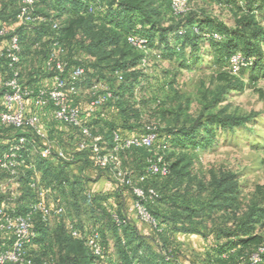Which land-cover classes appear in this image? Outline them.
<instances>
[{"label": "trees", "instance_id": "1", "mask_svg": "<svg viewBox=\"0 0 264 264\" xmlns=\"http://www.w3.org/2000/svg\"><path fill=\"white\" fill-rule=\"evenodd\" d=\"M21 2L22 0H0V24L10 27L12 33L19 37L22 52L18 68L20 83L24 87L37 82L32 79V73H28L29 80L25 82L23 77L27 71L24 69L27 70L26 67L34 65L37 59H41L40 64H45L48 69V59L56 46L65 51L63 54L65 56L61 58L71 69L76 67L85 69V76L78 83L79 89L81 86L91 88L94 82L102 80L121 84L112 94V99L91 116L93 122L87 124L94 135L102 137L105 151L113 150L115 134H119L122 139L141 135L137 132L134 135L129 133L135 131L132 121L139 118V113L131 111L126 102L128 98H132L141 80L142 75L137 68L147 56L139 48L132 46L129 38L143 39L146 51L163 45L167 50L173 47L181 52L189 47L196 52L200 50L201 44L210 41L222 45L228 55L237 51L243 42V52L251 60V72L256 74L264 71L263 32L247 35L241 31H230L218 22L197 14H191L177 23L173 22L166 26L162 13L154 8L155 2L152 0H36L35 13L46 21L32 28L19 26L12 29V26L18 24ZM225 2L229 7L236 4V0ZM241 2L242 4L239 3L241 9L251 15L264 11V0ZM254 2L260 5L254 7ZM251 20H254V17ZM55 23L59 24L57 30L53 28ZM212 33L221 34L224 37L223 41L209 37L208 35ZM1 41L4 39H0ZM84 57L89 59L85 60ZM39 69L42 71V67ZM116 73H118L116 79L107 77L109 74L115 78ZM0 75L6 80L12 76L6 58L0 59ZM46 76L54 77L55 72L50 70ZM220 79L228 81L231 86L229 88H232L233 83L226 75H221ZM236 86L241 88V84ZM3 94L4 88L0 87V97ZM0 110L3 108L0 107ZM251 119L201 115L188 127L166 130L165 136H171L169 143L176 148L181 145H198L203 144L205 138L216 136L214 126L223 130H233ZM73 131L78 135L77 130ZM18 135L13 128L5 127L0 122V151L9 147V144H4L2 140L6 138L12 140ZM156 137L158 142L160 136L157 133ZM31 142L33 145L35 141ZM125 152L138 154L131 158L133 169L128 171L135 180L146 175L148 160L154 157V151L132 149L122 154ZM85 154L82 160L85 166L98 171L94 178L86 176L83 167L80 175H72L69 172L71 163L58 159L60 163L56 167L47 159L36 158L32 161L29 154L27 160L30 168L24 169L21 177L16 180L19 183L16 190L19 197L15 199L18 203L12 208L17 213L24 214L30 204L38 199V192L31 189L30 183L37 180V172L41 173L42 185L39 183V186L53 192L56 204L65 205V215L69 210L81 219L75 225L77 231L80 234L88 233L89 236L94 231L100 234L103 257H96L84 240L72 237L68 224H55L52 227L49 223L51 220L45 223L37 217L33 228L36 236L27 252V259L33 264H184L187 257L174 246L172 238L169 237L176 233L196 235L204 239L213 238L214 245L212 244L202 257L206 264H249L251 257L263 246V237L256 235L254 230L255 224L264 218V208L261 207L264 206V187H257L258 202L244 219L237 220L231 228L214 225L210 229L208 222L213 215L234 208L239 195L238 184L232 183L230 176L215 180L210 198L206 202H201L200 199L207 188L201 185L194 191V187L185 185L187 177L190 176L189 164L183 165L182 158L174 162H171L170 158H164L169 165L170 174L165 178L148 176L147 181L140 185L145 190L152 188L158 193L153 203L148 200L141 202L157 221V228H154L143 223L138 217L139 222L151 228L152 233L144 235L125 212V192L136 202L132 190L118 184L108 170L98 168L91 155ZM102 176L116 185V209H110L105 204L110 196L93 194L88 189L90 183L98 182ZM157 180L171 182L165 191H160L153 185ZM2 182H7L6 174L0 175V204L5 201V199L2 201L5 196L1 191ZM114 215L118 216L119 223L114 221ZM85 217L88 218V226L84 224ZM10 236L11 242L0 245V250L12 244L13 237ZM111 241L114 242V253H111ZM35 246L38 249L34 251L32 249ZM259 264H264V254Z\"/></svg>", "mask_w": 264, "mask_h": 264}, {"label": "rangeland", "instance_id": "2", "mask_svg": "<svg viewBox=\"0 0 264 264\" xmlns=\"http://www.w3.org/2000/svg\"><path fill=\"white\" fill-rule=\"evenodd\" d=\"M152 1L155 2L154 8L162 13L166 26L173 22L177 23L191 14H197L218 22L230 31H241L247 35L258 31L264 33V11L251 15L241 9L242 0H236V4L232 7H229L225 0H188L186 12L182 15L172 12V0ZM259 5L258 2L253 4L254 7ZM252 17L254 20H251ZM172 44H175V40ZM243 46V42L240 43L239 49L230 55L225 53L222 45L210 41L201 44L200 50L196 52L189 47L181 52L173 47L167 50L163 45L151 51H146L144 47L139 48L147 58L137 68L142 77L132 98H128L126 102V106L131 111L139 113V118L132 121L135 131L129 132L130 135H134L135 132L143 135L153 131L160 136L157 147L163 143L169 144L168 150L164 152L156 148L154 156L158 154L163 158H170L171 162L184 159L183 165L189 164L190 173L185 185L194 187V191L201 185L207 188L200 199L201 202H206L210 198L215 180L230 176L232 183L238 184L239 195L234 208L213 215L208 222L210 229L214 225L231 228L237 220L244 219L258 202L257 187H264V71L256 74L251 72V60L243 52ZM262 53L264 59V45H262ZM234 55H240L244 60L245 65L238 71L233 68L231 62ZM84 59L89 58L84 57ZM37 67L36 64L26 67L27 70L24 71L27 72L24 75L27 76ZM117 74L115 78L110 77L109 74L107 77L116 79ZM221 75H226L231 80L232 88H229L231 86L228 81L220 79ZM238 84H241L240 89L236 86ZM120 85L118 82L108 83L102 80L94 82L93 86H99L100 93L108 90L113 94ZM91 88L83 89L80 94L91 100ZM201 115L252 119L233 130H223L214 126L216 136L205 138L203 144L181 145L176 148L169 143L171 136H165L166 130L188 127ZM137 155L133 152H125L121 155L124 171L133 169L131 158ZM170 182V180H157L153 185L158 190L165 191ZM5 184L6 182H2L1 186ZM18 187L19 183L16 181L5 188L2 201L4 199L6 201L7 198L11 208L18 203L15 200L19 197V192L16 191ZM261 207L264 208L262 205ZM84 219V224L88 226V218ZM80 220L74 212L68 210L63 218L51 219L49 223L52 227L55 224L76 225ZM254 233L264 239V218L260 219V223L255 224ZM204 240L205 242L199 238L176 240L177 244L181 245L180 250L187 257L184 263H207L202 257L206 254V250L214 245V240L211 237ZM112 243L114 248V242ZM261 248L264 250V243ZM37 249L35 246L32 250Z\"/></svg>", "mask_w": 264, "mask_h": 264}, {"label": "built area", "instance_id": "3", "mask_svg": "<svg viewBox=\"0 0 264 264\" xmlns=\"http://www.w3.org/2000/svg\"><path fill=\"white\" fill-rule=\"evenodd\" d=\"M188 0H172L171 8L176 15H182L186 12ZM260 1V0H256ZM36 0H22L21 9L18 15V25L25 28L39 26L46 20L35 13ZM92 11V8L90 9ZM54 29H59V24L53 25ZM197 31V30H196ZM217 41H223L224 37L218 33L208 35ZM0 39L7 41L8 45L0 58H6L12 71V76L7 79L2 87L4 88L3 98L5 106L0 110V122L5 127H11L18 132V137L9 142V147L0 151V175H7V182L1 186V191L6 192L7 185L16 182L24 169L30 168L27 156L32 149V140L35 137L42 141H48L46 133L40 130L41 118L39 115H27L25 102L33 99L37 108L47 106L53 109V119L56 122L67 125L78 131V140L76 151L78 153H89L95 165L103 170H108L115 181L130 188L136 197L135 209L139 219L148 225L157 228V221L151 216L147 208L141 203L144 200L153 203L158 197L156 190L149 188L145 190L141 184L147 181L148 176H157L165 178L170 174L169 165L162 156H155L148 160L146 175H142L135 180L133 175L122 168L121 154L124 151L132 149H146L154 151L156 148L157 137L153 131H148L143 135H137L122 139L119 134H115V146L111 151H105L102 146V137L94 135L91 128L84 121V113L93 115L100 111L102 107L112 99L113 95L108 90L100 93L99 86H93L92 98L87 111L73 105V100L79 94L78 83L85 76V69L82 67L70 68L68 63L62 60L61 55L65 53L63 49L56 46L48 59V70L55 72L54 85L50 88H39L37 90L24 87L20 83V71L18 65L21 61L22 47L19 37L12 33L10 27L0 24ZM129 43L136 48H143L145 41L138 38H129ZM232 65L235 70L244 66V60L240 55H234ZM248 64V63H246ZM120 80L122 77L120 76ZM167 143L161 144L157 148L166 150ZM44 158L56 157L57 159L71 163L73 157H70L65 151H55L49 144L43 150ZM31 189L38 192V199L32 202L28 211L19 214L14 208H11L7 201L0 204V233L12 235V244L0 250V264H33L27 259L28 248L31 246L34 237V223L37 217L42 222H48L51 219L62 218L66 211L64 206L59 204H49L46 197L49 190L39 186L38 181L30 183ZM15 194V193H14ZM114 221L119 223V218L114 215ZM68 230L72 237L84 240L86 246L98 258L103 257V247L101 245L100 234L97 231L80 234L74 224H68ZM264 250L259 248L251 257L249 264H259L262 261Z\"/></svg>", "mask_w": 264, "mask_h": 264}, {"label": "crops", "instance_id": "4", "mask_svg": "<svg viewBox=\"0 0 264 264\" xmlns=\"http://www.w3.org/2000/svg\"><path fill=\"white\" fill-rule=\"evenodd\" d=\"M17 27H19L18 24L15 27L12 26V29H16ZM7 45H8L7 41L0 42V55L4 53L5 49L7 48ZM40 63H41V59H37L35 63L36 67L38 66L37 69L30 72L33 74L32 79L37 80V82L32 85H28V88L37 90L39 88H50L54 85V77L46 76V73L48 74L50 71L45 67V64L41 65ZM40 67H42V71L39 69ZM23 79L25 82H27L29 80L28 74L27 76H24ZM5 81H6L5 77L3 75H0V87H2ZM83 89H87V88H83V86H81L79 89L78 96L74 98L72 103L73 105L77 106L78 108L82 109V111L85 112L87 111L91 100L80 94V91H82ZM4 106H5L4 100L3 98L0 97V107L4 108ZM25 106H26L27 115H39L40 116L41 118L40 130L46 133V135L48 136V141H42L37 137L34 138L35 142H33V146L30 152V159L32 161L35 160L36 158H42V159H47L50 163L54 164L56 167L59 166L60 162L56 157H53V158L43 157L44 148L50 144L55 151L63 150L70 157H73V162H71V165L69 166V172L72 175L73 174L80 175V170L83 167L85 170L84 172L86 176H89L92 178L97 176L98 171L93 169L92 167H86L84 162L82 161L86 154L85 153L80 154L76 151V143L78 140L77 133L73 131L72 128L68 127L67 125L56 122L53 119V109L51 107L47 106L45 108H37L34 104L33 99H28L25 102ZM83 119L87 124H90L93 122V117L85 113H84ZM10 141H11L10 138H6L2 140L4 144H9ZM36 177H37L38 183L41 184V173L37 172ZM88 189L93 194L110 196L109 200L106 201L105 204L110 209L117 208L116 197H115L116 196V185L110 182L106 177L102 176L98 182L90 183L88 185ZM48 190H49V194L47 196V202L49 204H54L55 198H54L53 192L50 189ZM124 195L126 197V201H125L126 214L129 216L130 219H132V221L136 223L138 229L140 230L142 234L150 235L152 233L151 228L139 222L138 220L134 199L132 197H129L127 192H125ZM169 237L172 238L174 246H176L179 249L181 245H178L176 240L180 238H184V239L187 238L190 240L199 238V239H202L203 242H205L204 238L200 236L184 234V233H176V234L170 235ZM9 242H11V236L7 233H0V245H4L5 243H9ZM110 248H111V253H114L112 241L110 244Z\"/></svg>", "mask_w": 264, "mask_h": 264}]
</instances>
